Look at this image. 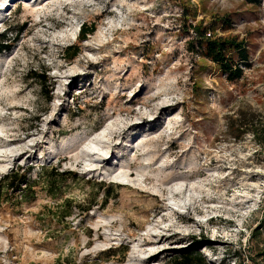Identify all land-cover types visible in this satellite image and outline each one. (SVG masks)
<instances>
[{
    "label": "rangeland",
    "instance_id": "374dc122",
    "mask_svg": "<svg viewBox=\"0 0 264 264\" xmlns=\"http://www.w3.org/2000/svg\"><path fill=\"white\" fill-rule=\"evenodd\" d=\"M1 1L0 178L18 167L35 186L28 201L0 192V264H166L188 250L264 264V230L250 236L264 152L228 131L241 110L264 119V0ZM212 21L247 45L235 82L195 47L191 27ZM82 24L95 31L67 60ZM51 173L66 177L53 193Z\"/></svg>",
    "mask_w": 264,
    "mask_h": 264
},
{
    "label": "trees",
    "instance_id": "16d2710c",
    "mask_svg": "<svg viewBox=\"0 0 264 264\" xmlns=\"http://www.w3.org/2000/svg\"><path fill=\"white\" fill-rule=\"evenodd\" d=\"M241 1L255 7L260 6L262 2V0ZM222 20L224 21L225 19H220V21ZM217 24V21L209 22L207 25H202V23L199 22L191 27L194 33L195 47L197 48L198 54L202 58L214 64L225 76L226 81L232 83L239 80L243 76L244 69L250 67L248 48L244 41L239 40L235 36L214 35L213 31L215 30ZM94 31V25L86 27L82 24L77 35V44L69 48L72 50L70 53L66 50V55H64L65 58L67 60L74 59L79 52V44L86 40L87 36L92 34ZM207 33L210 35L208 36ZM3 37L4 35H0V39ZM8 48V45L0 44V53ZM39 78L41 81H45L44 76H39ZM228 131L235 139H239L245 134L251 135L254 143L262 152H264V119L261 118L258 113L241 110L234 119L228 122ZM63 176L64 174L62 173L47 174L45 185L50 193H53L54 190L58 189L60 182L66 179V177ZM70 177V179H75L74 174ZM34 186L35 183L30 180L28 172L24 170L21 171V168L19 169L18 167L0 178V192L3 190L2 193L6 194L9 191H13L18 194L21 200L25 201L34 198ZM6 200L8 199H4V201ZM68 203L69 201H64L61 205L59 217L64 218L70 215L69 206H67ZM263 230L264 210L257 222V227L250 231V236H259ZM166 264H205V258L198 251L188 250L179 256L171 258Z\"/></svg>",
    "mask_w": 264,
    "mask_h": 264
},
{
    "label": "bare ground",
    "instance_id": "6f19581e",
    "mask_svg": "<svg viewBox=\"0 0 264 264\" xmlns=\"http://www.w3.org/2000/svg\"><path fill=\"white\" fill-rule=\"evenodd\" d=\"M8 1H9V0H2V1H1V2H2V4H3L2 6H3V7L7 6V4H6V3H7ZM11 1H12V0H11Z\"/></svg>",
    "mask_w": 264,
    "mask_h": 264
},
{
    "label": "built area",
    "instance_id": "2783aa9c",
    "mask_svg": "<svg viewBox=\"0 0 264 264\" xmlns=\"http://www.w3.org/2000/svg\"><path fill=\"white\" fill-rule=\"evenodd\" d=\"M207 35L209 36L210 34H209V33H207Z\"/></svg>",
    "mask_w": 264,
    "mask_h": 264
}]
</instances>
